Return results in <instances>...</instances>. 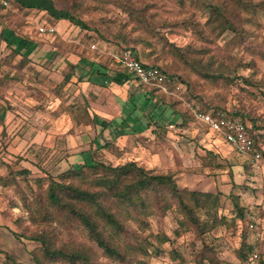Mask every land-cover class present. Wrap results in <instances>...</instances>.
Returning a JSON list of instances; mask_svg holds the SVG:
<instances>
[{"label": "rangeland", "instance_id": "rangeland-1", "mask_svg": "<svg viewBox=\"0 0 264 264\" xmlns=\"http://www.w3.org/2000/svg\"><path fill=\"white\" fill-rule=\"evenodd\" d=\"M24 1L32 7L14 8L7 13L0 10V34L4 37V41L0 40V55L16 49L26 57L0 65V107L18 121L13 130L0 132L1 142L6 143L0 165L7 169L4 177L8 183L0 190V264H34L31 252L36 243L29 238L40 234L44 222L30 221L24 203L31 202L35 195L41 196L50 179L57 180L66 170L82 165L88 151L95 147L99 148V156L113 166L133 161L153 174L171 175L179 189L215 194L213 213L224 218L227 225L206 235L205 243H214L219 264H245L238 253H246L243 241L249 243L254 237L248 225L258 224L260 219V209L252 207L253 194L257 195L259 186L250 178L245 184L233 183L232 192L227 188L210 190L209 183L206 185L203 179L206 181L220 170L221 157L229 152L225 143L219 145L206 128L193 123L187 94L201 96L225 112L240 108L256 126H264V0H251L256 7L255 13L246 17L248 37L236 47L228 44L229 33L216 38L205 27L208 11L203 6L212 0H188L182 6L174 0ZM118 1L129 4L127 7L132 6L136 13L129 16L116 6ZM72 4L98 6L76 14L92 31L54 17L57 10ZM144 18L150 30L139 28ZM40 24L54 27L56 34H39ZM140 34L151 43L150 47L136 43ZM121 36L137 49L141 61L161 65L179 76L181 87L175 96H161L155 106L133 78L119 86L98 75L89 76L93 62H108L91 48L93 44L98 46L94 40L107 38L112 43ZM21 37L34 41L28 50L18 47ZM166 45L181 49L187 60L200 61L213 78L207 80L191 73L168 53ZM105 46L111 48L109 44ZM20 60L28 65L17 67ZM71 71V81L57 90L64 75ZM86 102L88 115L98 112L99 121L93 124L89 118H80L76 126L73 114L81 112ZM247 117L245 123L251 127ZM103 120L108 128L99 125ZM181 121L185 126H179ZM260 139L264 145V135ZM106 142H114L121 154L102 149ZM9 144L14 151L6 150ZM9 170L30 173L13 179ZM190 178L194 184H186ZM235 203L244 210L246 220L240 218ZM176 218L172 211L159 217L140 216L147 227L144 232L128 222V229L144 239L148 249V255H139L130 264H194L193 246L198 249L201 243L191 231L180 228ZM159 231L169 240L165 244L154 239ZM56 238L58 242L74 241L77 245L86 240L84 233L74 227L59 228ZM88 245L94 251L96 264H122L102 256L94 243Z\"/></svg>", "mask_w": 264, "mask_h": 264}, {"label": "trees", "instance_id": "trees-1", "mask_svg": "<svg viewBox=\"0 0 264 264\" xmlns=\"http://www.w3.org/2000/svg\"><path fill=\"white\" fill-rule=\"evenodd\" d=\"M10 1L13 8H17V10L32 7L27 6L24 0ZM174 1L182 6L188 0ZM50 3L53 4L52 1ZM115 4L118 8H123L129 16L136 13L132 6L127 7L129 5L127 3L118 1ZM203 7L208 11L205 27L211 35L219 38L225 33H229L231 39L228 44L231 47L239 46L241 41L248 37L245 28L248 21L246 17L254 14L256 7L251 0H212ZM95 9H98V6L72 4L70 8L57 10L54 17L58 20L68 21L82 29L90 30L76 14H81L84 10ZM0 10L8 12L1 7ZM140 16H143V14H140ZM141 23L140 29L150 30L145 18ZM19 39L18 47L23 50H28L34 43L33 40L28 38L21 37ZM0 40L4 41L1 34ZM158 41L160 42V40ZM94 43H98V46L93 44L95 46L93 51L96 54L100 53L101 57H106L108 62L104 63L100 60H98V63L93 62L94 65L91 66L90 72H88L90 77L95 74L116 85H124L132 77L120 65L113 63L112 55L122 56L124 52L131 51L144 67H156L166 79L175 80L180 85L181 79L179 76L174 75L163 66L141 61L137 49L129 46L130 42L125 36H121L119 40L112 41V43L107 38L96 39ZM136 43L145 44L149 47L151 44H148L141 34L136 39ZM105 44H109L111 48H106ZM7 46L10 47L9 44ZM166 47L168 53L194 75L207 80L209 77L213 78L209 75V68H205L200 61L193 58L187 60L182 55L181 49L176 48L174 45H170V47L166 45ZM18 56H22L21 59L26 58L20 51L10 49L9 54L0 60V65L6 62L9 64ZM24 65H28V63L26 64L22 60L16 64L17 67H23ZM70 67L74 68L75 66L70 64ZM72 77L73 71L65 74L56 89L64 87L71 81ZM214 79H217V77ZM240 79L246 86L249 85L244 78ZM137 84L145 89L144 96L147 97L148 101H152L155 106H157V98L175 96L177 91L171 83H166L168 93H164L157 88ZM187 96L190 106L201 112L211 110L225 112L223 107L208 104L201 96L191 97L188 94ZM85 104V108L81 112L73 114L76 126L80 125V118H89L93 124H97L96 121H99L96 114L92 113L91 117L88 115V103ZM188 113L193 123L201 126L193 119L190 110ZM225 113L231 117H240L247 127L248 134L255 146L259 144L264 147L259 141L261 136L264 135V132H260L264 131V126H256L254 119L247 117L240 108ZM246 117L250 119L251 127L246 125ZM99 125L102 128L109 127L104 120L99 122ZM179 126L183 127L185 124L181 121ZM121 133L124 134L125 132ZM101 148L113 151L117 155L121 154L114 142H106ZM98 150V147L91 148L88 151V159L82 165L66 170L57 180L50 179L41 196L35 195L31 202L24 203L30 221L34 223L36 221V223L39 221L44 222V228L40 234L31 235L29 238L36 243V247L31 252L34 264H96L94 251L88 245L89 243H94L102 251L101 255L107 259L122 264H130L137 256L148 255V249L144 244L145 240L141 239L136 232L128 229V222L136 224L138 230L144 232L147 227L140 216L146 218L159 217L164 216L168 211L174 212L180 228L191 231L195 237L194 239L201 243V247L198 249L193 246L191 261L194 264H219L214 243H205L206 235L227 225L224 218H217L213 213L217 201L215 194L189 190L185 187L179 189L171 175L153 174L133 161L113 166L99 156ZM261 152L264 159V152ZM10 173L14 179L20 175L28 176L30 171L11 172L9 170ZM7 185L6 178L1 177L0 186L4 188ZM235 201H237L236 198ZM235 205L240 210V218L246 220L243 216L244 210L237 203ZM262 217H264V213H260V218ZM53 223L56 224L53 225ZM70 227L79 228L84 233L86 242L82 241L78 245L74 241L58 242L56 238L57 230L59 228L66 230ZM154 239L161 245L169 241L162 231H159ZM243 249L246 250V253L239 252L238 257L240 259L246 260L248 255L255 250L260 256V264H264L263 255L254 246L243 241ZM2 264L10 263L5 261Z\"/></svg>", "mask_w": 264, "mask_h": 264}, {"label": "built area", "instance_id": "built-area-1", "mask_svg": "<svg viewBox=\"0 0 264 264\" xmlns=\"http://www.w3.org/2000/svg\"><path fill=\"white\" fill-rule=\"evenodd\" d=\"M0 7L4 11H14L10 0H0ZM37 31L41 35L52 36L56 34V29L46 24L37 26ZM91 48L94 50L95 46ZM113 63L120 65L125 71L139 84L147 87L157 88L164 93H168L166 83H171L180 88V85L175 81H170L165 78L161 71L156 67H144L138 61L131 51L124 52L122 56L112 55ZM193 119L216 136H219L223 142L231 146L234 151L245 157L253 159L256 163L263 161L262 152L264 147L256 145L248 134L247 127L240 117H231L225 112L211 110L201 112L198 109L189 107ZM172 128V126H170ZM249 229L255 233L258 238L259 226L257 223L248 225ZM245 264H260V256L257 251L253 250L245 260Z\"/></svg>", "mask_w": 264, "mask_h": 264}, {"label": "crops", "instance_id": "crops-1", "mask_svg": "<svg viewBox=\"0 0 264 264\" xmlns=\"http://www.w3.org/2000/svg\"><path fill=\"white\" fill-rule=\"evenodd\" d=\"M2 50L3 48H1V44H0V52ZM5 55L7 54L0 55V58ZM94 114L98 115V112L94 111ZM10 115L11 113H9V111L5 112V110L2 107H0V132H3L2 130L4 131L13 130L14 125L18 123V121L14 120ZM208 132L210 131L208 130ZM210 133L211 135L213 134L212 132ZM212 136L217 138L219 145H223L225 143L219 136H216L215 134H213ZM224 145L227 146L226 150L229 153L228 155L224 154L223 157H221L220 166H219L220 168H218L220 170L214 171V174L212 176L207 177L206 181L203 179V181L206 182V185H208L209 183L208 186L210 190L213 189V190L222 191L223 189L227 188L229 192H232L233 183L235 184L236 182V184H243V183L245 184L244 181H246V179L248 178L253 179L254 182H257V185L259 186V190L257 193L259 197L255 193L253 194L252 207L254 206L258 207L260 209V212L264 213V201H263L264 200V159L260 163L259 162L256 163L253 159L249 157H245L241 155L238 156L239 154L237 155L234 152V149L228 144L226 145L225 143ZM5 146H6V143H4L3 141L1 142L0 140V152L5 149L4 148ZM211 147L214 148V146H211ZM215 148H218V147H215ZM6 150L10 152L14 151L13 145H10V144L7 145ZM3 153L4 152H1L0 157H2ZM242 157L245 158L246 160L244 161ZM0 160L4 161L3 158H1ZM253 167L255 170L253 169ZM5 170H7L6 167L5 166L2 167L0 165V178L5 176ZM251 171H254V172L251 173ZM181 176L182 175H180L179 177L180 179H182ZM183 181L184 180H182V182ZM185 182L186 184H189V185L195 183L193 182L191 178H190L189 183H187L188 181H185ZM247 183L249 184V182ZM1 188L2 186H0V190ZM258 224H259V229H260L258 238L254 234V237L252 239L251 238L249 239V243L250 245L254 246V248L257 249L264 257V217L258 219Z\"/></svg>", "mask_w": 264, "mask_h": 264}]
</instances>
